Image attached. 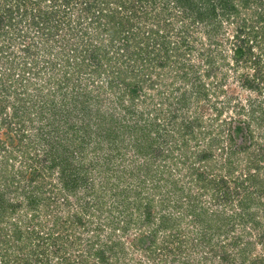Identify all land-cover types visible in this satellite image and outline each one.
<instances>
[{"label":"trees","instance_id":"16d2710c","mask_svg":"<svg viewBox=\"0 0 264 264\" xmlns=\"http://www.w3.org/2000/svg\"><path fill=\"white\" fill-rule=\"evenodd\" d=\"M257 246L264 0H0V264Z\"/></svg>","mask_w":264,"mask_h":264},{"label":"rangeland","instance_id":"374dc122","mask_svg":"<svg viewBox=\"0 0 264 264\" xmlns=\"http://www.w3.org/2000/svg\"><path fill=\"white\" fill-rule=\"evenodd\" d=\"M254 251L256 252V256H258V258H261L264 260V247L262 246H257L255 247ZM252 257V255H249ZM249 261V259L244 260V264H247Z\"/></svg>","mask_w":264,"mask_h":264}]
</instances>
